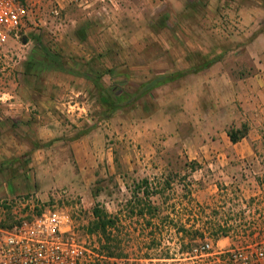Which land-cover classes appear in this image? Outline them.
<instances>
[{
    "label": "rangeland",
    "instance_id": "1",
    "mask_svg": "<svg viewBox=\"0 0 264 264\" xmlns=\"http://www.w3.org/2000/svg\"><path fill=\"white\" fill-rule=\"evenodd\" d=\"M90 2L87 11L65 5L55 17L52 0H31L35 14L17 42L10 41L0 75V200L31 196L41 209L61 211L87 250L80 264H89L103 244L92 227L94 208L123 222L110 234L122 241L126 258L118 260L124 264H195L206 258L211 264H231L228 254L264 241V226L232 233L227 229L232 239L217 245L206 233L196 244L208 242V252L200 257L180 254L189 251L188 241L202 231L180 225L173 204H189V190L222 182L209 162L216 154L237 152L225 133L243 126L246 132L247 127L217 129L196 117L193 93L185 92L196 83L190 82L192 74L151 90L104 119V108L83 74L100 75L104 85L128 93L157 74L210 60L221 62L233 78L251 74L256 60L264 68V0ZM34 125L50 129V140L26 138ZM256 136L264 138V132ZM249 151L264 153V144L251 145ZM141 157L146 164L136 167L165 173L146 183L126 180L131 159ZM153 182L161 187L154 189ZM152 202L162 208L155 216L160 224L156 245H149V229L140 226L148 216L136 215ZM212 213L206 215L221 220L218 211ZM144 254L175 259L139 260Z\"/></svg>",
    "mask_w": 264,
    "mask_h": 264
},
{
    "label": "crops",
    "instance_id": "2",
    "mask_svg": "<svg viewBox=\"0 0 264 264\" xmlns=\"http://www.w3.org/2000/svg\"><path fill=\"white\" fill-rule=\"evenodd\" d=\"M255 63L258 65L256 71L235 78L222 67L221 62L190 75V82L196 80V83L187 86L185 92L193 93L191 99L196 117H203L210 127L217 129H228L229 126L237 128L244 124L247 131L235 143L225 133L226 141L238 151L216 154L211 158L209 165L213 167V175L222 180L219 185L211 184L201 189L189 190L188 196L192 198L189 204L183 200L173 204L175 218L180 225L199 226L196 230L203 233H209L217 225L226 227L231 233L248 226H253L254 230L258 226H264V153L249 151L251 145L264 144V138L256 136V133L264 132V68L259 61L256 60ZM31 131L28 137L25 136L33 142L40 140L45 143L50 140L51 131L47 127L34 125ZM38 151L40 149L34 150L32 154L36 157ZM42 155L43 162L45 157ZM146 159H131L130 167L124 170L126 180L129 178L131 183H146L165 173L161 169L136 167L140 162L145 165ZM34 164V161L30 163ZM152 184L154 189L161 187L158 182ZM153 194L157 195L156 192ZM156 203L151 204L157 210L153 219L160 226L155 216L159 215L162 208ZM211 211L214 215L218 211L221 220L218 218L215 221L211 214L206 215ZM256 234L253 233V238ZM229 235L220 236L212 242L217 245L224 240L229 241Z\"/></svg>",
    "mask_w": 264,
    "mask_h": 264
},
{
    "label": "built area",
    "instance_id": "3",
    "mask_svg": "<svg viewBox=\"0 0 264 264\" xmlns=\"http://www.w3.org/2000/svg\"><path fill=\"white\" fill-rule=\"evenodd\" d=\"M52 4L55 17L65 5L85 11L91 7L90 0H52ZM33 5L31 0H0V75L4 74L10 41L17 42L29 17L35 14ZM100 9L105 11L104 6ZM250 246L228 254L231 264H264V241ZM210 249L204 241L194 244L186 254L200 257ZM86 253L61 211L41 209L31 196L0 200V264H80Z\"/></svg>",
    "mask_w": 264,
    "mask_h": 264
},
{
    "label": "trees",
    "instance_id": "4",
    "mask_svg": "<svg viewBox=\"0 0 264 264\" xmlns=\"http://www.w3.org/2000/svg\"><path fill=\"white\" fill-rule=\"evenodd\" d=\"M216 63V60H210L209 62L199 65V66H193L188 70L184 71H176L174 73H162L157 74L153 78L141 83L134 92L128 93L118 87L117 85H110L106 86L104 85L102 81V77L97 74H89L85 73L84 78L88 80L93 88L96 91L97 99L99 102V105L104 108V119H108L114 112L121 110L123 108L128 107L129 105L134 104L137 100H139L141 97L149 93L151 90L158 88L166 83L176 81L178 79L183 78L186 75L189 74H197L200 71H203L204 69H207L211 65ZM243 131V132H242ZM242 131L238 130H232L227 133V136L229 140L232 143H235L238 141V139L244 137L246 135L244 126L242 127ZM156 208L151 206L149 203L145 208L140 207L136 211V215L142 216L147 215L148 219L143 222V227L145 229H149V245H156V237L155 233L157 234L160 229H158L157 224L155 223L154 215L156 212ZM129 214H132V210L128 211ZM92 215L94 217V221L92 223L93 230L99 231L101 233L102 237V246L100 250L95 254L96 257H94L92 260H89V264H114L115 261H117L120 258H126L125 253L121 252L122 247L120 246L121 240L114 239L111 234V228L114 227L118 223H123L120 221L116 215L108 214L104 210H99L97 208H94L92 210ZM143 221V219H142ZM114 229V228H113ZM227 228L222 227L220 225L214 226L212 230H210L209 233H207V238H209L211 241H215L218 237L222 236L224 237L226 235ZM196 235L195 238L188 241L187 246L191 248L194 244H196L198 241H201L205 236L206 233L203 232H195ZM186 243V242H185ZM190 250V249H189ZM189 251L182 252L180 251V254L188 253ZM223 254L219 255V259ZM176 256V255H175ZM175 259V257L170 256H150L149 254H144L139 258V260H148V261H159V260H170ZM217 259V258H216ZM222 264V262H219ZM87 264V263H86ZM195 264H211L209 259L206 258L202 261V263L195 262Z\"/></svg>",
    "mask_w": 264,
    "mask_h": 264
}]
</instances>
